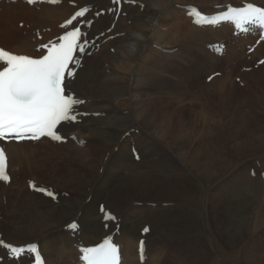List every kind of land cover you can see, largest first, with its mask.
<instances>
[{"label":"bare ground","instance_id":"1","mask_svg":"<svg viewBox=\"0 0 264 264\" xmlns=\"http://www.w3.org/2000/svg\"><path fill=\"white\" fill-rule=\"evenodd\" d=\"M137 1L144 4V9L127 8L128 16L120 17L110 33L119 35L87 58L85 68L78 71L72 84L79 96L88 100L86 111L103 113L62 128L66 135L77 134L86 144L69 141L55 145L45 140L7 145L14 177L9 185L0 183V232L6 228L5 237L16 245L39 241L47 264H78L79 253L74 247L78 239L91 245L115 228L111 223L109 230L104 228L99 205L105 202L122 218L117 239L123 246V264H141L138 241L144 224L151 225L144 264H205V239L212 247L208 250L217 257L229 251L230 256L221 264H264V154H258L264 150V96L257 108L263 113L253 119L247 114L238 117L237 167L232 175L236 189L223 193L227 203H221L224 198L220 197L221 204L214 210L205 205L208 93L203 83L207 79L205 71L209 76L222 67L221 77L207 85L216 89L212 91L215 95L224 94L223 87L232 81L238 65L247 58L264 57V42L253 54H245L246 46L253 45L256 38L233 37L227 25L220 29L197 27L183 8L196 5L214 13L216 5L241 6L248 1L264 6V0ZM68 3L64 0L61 6H43L40 12L23 3L4 5V12L0 11V41L19 53L35 49L40 42L21 36L17 25L16 30L8 28V17L30 15L42 22V28L57 30L58 23L74 11ZM110 21L108 16L100 17L93 29H104ZM48 38L51 35L45 36V40ZM219 41L228 43L221 57L206 48ZM260 68L264 70V65ZM196 100L200 111L194 108ZM196 121L202 125L192 128ZM162 124L166 130L158 132ZM132 129L139 133L126 136ZM133 141L140 151V161L134 160ZM248 153L258 156L244 157ZM251 159L255 164L250 163ZM28 178L59 189V202L31 192L29 183L25 185ZM153 194L155 199L147 198ZM215 211H221L222 217L213 223ZM75 219L82 225L77 238L65 230ZM215 226L220 230L216 231ZM0 253L5 251L0 248ZM0 264H27V260L18 263L5 259Z\"/></svg>","mask_w":264,"mask_h":264},{"label":"snow or ice","instance_id":"2","mask_svg":"<svg viewBox=\"0 0 264 264\" xmlns=\"http://www.w3.org/2000/svg\"><path fill=\"white\" fill-rule=\"evenodd\" d=\"M58 2L59 0H48L51 4ZM113 2L120 4V0ZM128 2L136 4L137 0ZM28 3L34 4L36 0H28ZM139 6L143 7L142 4ZM89 11L88 7H81L62 27L73 25L74 21L85 17ZM191 13L198 18V23L215 24L231 20L241 32L258 31L261 39H264V7L254 3H247L243 7L229 6L228 11L211 20L196 8H191ZM84 22L90 23L87 20ZM58 41L40 45V49L45 51L39 57L16 54L0 47V143L38 141L42 138L65 142L68 137L62 134L61 126L78 122L82 115H89L78 110V106L86 101L69 91L77 75V68L81 64L76 53H84L89 43L87 33L74 26L71 30L65 31ZM261 63L264 64V61ZM71 139L79 144L85 143L76 136H72ZM8 159L6 149L0 146V182L10 183L12 180ZM29 186L48 197L56 196L45 187L38 188L34 181H29ZM101 211L105 212V220L117 219L103 207ZM68 227L75 230L78 225L73 222ZM143 231L148 232L149 229L144 228ZM0 245H4L3 240H0ZM4 246L10 249L13 257L19 258L27 251L34 254L32 259L35 264H46L36 243H29L26 248L13 246L11 243ZM82 252V258L87 264H120L119 249L111 237L96 247L82 249ZM140 255L143 260L144 241H140Z\"/></svg>","mask_w":264,"mask_h":264},{"label":"rangeland","instance_id":"3","mask_svg":"<svg viewBox=\"0 0 264 264\" xmlns=\"http://www.w3.org/2000/svg\"><path fill=\"white\" fill-rule=\"evenodd\" d=\"M35 13H37V12H35ZM28 16L29 15L21 14V15H16L14 17H8L9 23H10V26L8 25V28L13 27L11 29L16 30L18 27V26L16 27L18 22L20 20L26 19ZM1 23L2 22H0V24ZM19 27L24 28L23 26H19ZM21 34L23 35L24 32H22ZM0 42L4 45L8 46L4 41H0ZM251 59L247 58L245 63H242V64L237 66V68L234 72V78L232 79L231 82L227 81L223 87L224 88L223 90L225 91L224 94L215 95L214 93L216 92V89L214 87L209 88L208 87L209 85H207V83H205L206 79H204V81H203V83L206 84L205 85V87H206L205 91H207V93H208V94L206 93L207 95L205 97V125H206L205 126V144H206L205 145V147H206L205 148V166H206L205 168L207 169L205 171V195H206L205 205H210L211 207L214 208V210H216V206L217 207L220 206V204L223 203L224 201L227 203L225 197L222 196L224 194L226 195L227 190L233 191L236 189L235 182L232 179L233 178L232 175H235L236 167H237L236 166L237 165L236 155H235V153H236L235 133L237 131L236 125L239 124L238 117L242 114H247L251 119H253L256 115L263 113V110L257 111V108L260 106V99H262V96H264V70H263V68L259 67L258 69H253L250 73L249 72L248 73H242V77H245V79L247 77L249 78V79L247 78L248 80L247 79L244 80V78H242V81L243 80L245 81V85H243L241 82H238V79H240L241 77H238L237 73H240L242 70V67H244V66H248V67L252 66L253 65L252 62L255 63L257 61L258 57H256L255 60H254V58H251ZM217 69H218V71H221L222 67H217ZM261 71H262V73H261ZM221 72L223 73V71H221ZM208 74L209 73H206V71H205V78L208 77ZM218 77H221V76H218ZM218 77H215V78H218ZM235 78H236V81H235ZM210 84H211V82H210ZM231 87H233L234 89ZM213 88L215 89V92H212L214 90ZM209 92L211 93V95ZM193 103L196 105V107L194 105L195 110L200 111L201 107H199L200 104L197 103V100L194 101ZM194 108H192V109H194ZM190 112H192V111H188V113H190ZM176 115H177V113L173 114V119L175 118ZM192 116L194 117L195 114L193 113ZM196 123H198L199 126H197ZM215 123L217 125H215ZM195 124H194V126H192V128L193 127H200L202 125L199 121H196ZM207 124H209V125H207ZM166 127H167L166 125L162 124V126L158 128V132H164L166 130ZM215 128L216 129L218 128V129L216 130ZM212 134L214 135V137H217V138H213V136H211ZM198 135H200V134H198ZM198 135H196V136H198ZM208 135H210V136H208ZM214 140H216V141H214ZM211 146L213 147V149H215V151H213ZM98 153L101 154V151ZM224 154H226V155H224ZM258 154L263 155L264 150L261 152H258ZM252 156H258V155H257V153H255V154H253V153L249 154L248 153L247 156L244 155V157L249 158V159ZM261 157L263 158V156H259L258 158L260 159ZM262 158H261V160H262ZM223 159H225V160H223ZM253 159L250 160V163H252V165L255 164V161ZM222 161H224L225 164ZM212 166H214V167H212ZM230 172H232V173L230 174ZM223 178L224 179L226 178V179L224 180ZM220 179H222V180H220ZM25 185H26V180H25ZM68 194L69 193L65 194L66 197H68L67 196ZM215 195H217V197H219V198H217ZM150 197H152V198H150ZM220 197H223L224 199L221 201ZM147 198L155 199V195L154 194L150 195ZM215 198H217V199L215 200ZM110 200H111V198H110ZM90 201L91 200L88 199V202H90ZM220 201H221V203H220ZM215 213H216V217H214L212 219L213 223H216V221L220 220V218L222 217L221 211H215ZM5 229L6 228H3L4 233L6 231ZM218 229H217V226H215V230L219 231L220 229L219 230ZM216 234L218 235V233H216ZM5 236H6V233H5ZM206 245L207 246L209 245L207 239H205V264H216V262L218 264H221V262H223L228 256H230L229 251L225 250V252L222 256L217 257L216 254L214 255V254L210 253V250H208V248L211 249L212 247L210 245L207 247ZM210 254L213 257H210ZM207 255L210 257V259ZM215 256L217 258H215Z\"/></svg>","mask_w":264,"mask_h":264}]
</instances>
